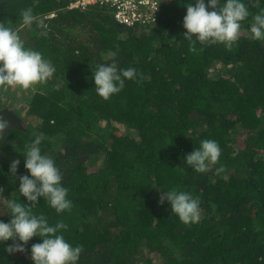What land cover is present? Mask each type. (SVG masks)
<instances>
[{"label":"trees","instance_id":"16d2710c","mask_svg":"<svg viewBox=\"0 0 264 264\" xmlns=\"http://www.w3.org/2000/svg\"><path fill=\"white\" fill-rule=\"evenodd\" d=\"M73 1L0 0V21L56 68L31 88H0V111L23 125L0 140L3 196L30 203L18 193L19 176L30 175L22 152L42 133V153L60 169L72 208L57 213L39 198L32 211L68 225L65 239L83 249L78 264H264V41L248 31L264 0H244L251 14L231 48L196 41L195 53L183 27L191 0H165L156 21L135 25L106 6L70 9ZM29 7L44 28L20 27ZM113 60L137 77L105 100L93 71ZM204 139L216 140L221 156L199 173L185 158ZM172 188L199 198L198 223L160 203ZM10 219L0 197V220ZM39 242L34 236L11 254L13 241L3 242L0 264H33Z\"/></svg>","mask_w":264,"mask_h":264},{"label":"clouds","instance_id":"9594fccd","mask_svg":"<svg viewBox=\"0 0 264 264\" xmlns=\"http://www.w3.org/2000/svg\"><path fill=\"white\" fill-rule=\"evenodd\" d=\"M250 11L244 0H191L186 5V15L183 27L186 29L184 37L192 41L189 50L197 52L196 41L201 44L222 43L231 48L238 40L242 21L250 16ZM44 28V22L36 15L31 7L21 11L20 27ZM251 38L264 41V8L252 16L248 26ZM40 35H46L41 32ZM116 56V53H112ZM56 68L53 63L36 49L27 47L20 29L13 26L11 21H0V86L31 88L45 82L52 77ZM137 70L134 67H121L116 60L110 63L97 64L93 71L96 93L107 100L119 93L126 84V80H134ZM8 122L0 116V140ZM44 140L43 134L35 139L22 152L25 157L24 167L30 175L19 176V196L26 198L21 202L12 197H4V188L0 187V197L6 201L7 212L11 215L8 222L0 220V244L13 241L6 248L11 253L24 252L25 245L34 237L41 240L31 247L33 264H78L82 253V246L70 244L62 230H67L64 221L50 224L43 215H36L32 208L38 205L39 198H43L57 213H63L72 208V201L68 198L69 189L63 184V175L56 166L55 160L43 154L40 147ZM221 156L219 143L214 139L200 141L185 158V162L199 173L208 171L209 166L216 164ZM20 164L19 159L11 162L10 172L15 175ZM224 169L217 168L219 174ZM167 201L171 213L175 214L184 224L198 223L200 220V200L192 193L172 188L162 191L160 203Z\"/></svg>","mask_w":264,"mask_h":264},{"label":"built area","instance_id":"2783aa9c","mask_svg":"<svg viewBox=\"0 0 264 264\" xmlns=\"http://www.w3.org/2000/svg\"><path fill=\"white\" fill-rule=\"evenodd\" d=\"M165 0H75L69 8L83 10L93 6H106L114 10L115 18L122 24L135 25L156 21Z\"/></svg>","mask_w":264,"mask_h":264},{"label":"water","instance_id":"95a60500","mask_svg":"<svg viewBox=\"0 0 264 264\" xmlns=\"http://www.w3.org/2000/svg\"><path fill=\"white\" fill-rule=\"evenodd\" d=\"M0 116H2L3 118L4 116L9 117V121H8L9 127L17 128V129L23 128L22 121L13 112L8 111V110H2L0 111ZM9 127L4 130V133L7 132Z\"/></svg>","mask_w":264,"mask_h":264},{"label":"rangeland","instance_id":"374dc122","mask_svg":"<svg viewBox=\"0 0 264 264\" xmlns=\"http://www.w3.org/2000/svg\"><path fill=\"white\" fill-rule=\"evenodd\" d=\"M111 11H109V13H110ZM0 88H1V90H4L6 87L5 86H0ZM8 94V93H7ZM15 98H16V100L18 101V98L17 97H13V98H11V100L10 101H8V103H10L11 101H13V100H15ZM5 110H8V109H5ZM8 111H10V110H8Z\"/></svg>","mask_w":264,"mask_h":264},{"label":"flooded vegetation","instance_id":"af4514ba","mask_svg":"<svg viewBox=\"0 0 264 264\" xmlns=\"http://www.w3.org/2000/svg\"><path fill=\"white\" fill-rule=\"evenodd\" d=\"M3 119L6 120L7 122L9 121V117L8 116H4Z\"/></svg>","mask_w":264,"mask_h":264}]
</instances>
